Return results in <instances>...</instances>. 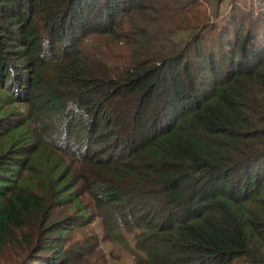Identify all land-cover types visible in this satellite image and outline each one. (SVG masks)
I'll return each mask as SVG.
<instances>
[{
    "label": "trees",
    "instance_id": "16d2710c",
    "mask_svg": "<svg viewBox=\"0 0 264 264\" xmlns=\"http://www.w3.org/2000/svg\"><path fill=\"white\" fill-rule=\"evenodd\" d=\"M164 1L0 0V264H264V0Z\"/></svg>",
    "mask_w": 264,
    "mask_h": 264
},
{
    "label": "rangeland",
    "instance_id": "374dc122",
    "mask_svg": "<svg viewBox=\"0 0 264 264\" xmlns=\"http://www.w3.org/2000/svg\"><path fill=\"white\" fill-rule=\"evenodd\" d=\"M147 3L152 6V9H156L157 12H155V14H153L152 20H160L161 17H163V10H167V3L164 0H147ZM249 3V1H248ZM157 15V17H159L158 19H155V16ZM213 22H216L215 19L212 20ZM134 22V19L129 21V23H127V27H126V31H129V27L130 25ZM160 22V21H159ZM156 23V24H157ZM161 31V30H160ZM122 39V38H121ZM124 39V38H123ZM101 48V50L99 51L100 53L104 54L105 56L103 58H110L109 60H111V62L113 60L116 59H120V55L117 57H114L116 55H118L120 49V42L119 40H114V39H110V38H106L105 40H99L98 42H87L83 44V48L85 49L86 52L88 53H92V54H96L98 52V49ZM114 57V58H113ZM119 62H124V61H119ZM92 227L94 228L95 232H97V234L99 236H101V231L104 232L103 228H102V224L100 223L99 219L96 218L93 222H92ZM102 247L104 249H110L113 252V256L115 257V260L113 261V263L111 262V264H132V254L130 252V250L128 248H126L124 245H120L117 242H105L102 244Z\"/></svg>",
    "mask_w": 264,
    "mask_h": 264
}]
</instances>
